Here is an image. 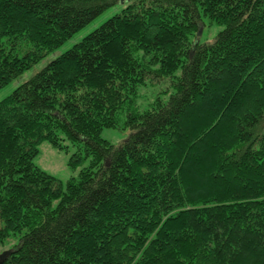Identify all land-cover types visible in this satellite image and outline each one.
I'll list each match as a JSON object with an SVG mask.
<instances>
[{
	"label": "trees",
	"instance_id": "trees-1",
	"mask_svg": "<svg viewBox=\"0 0 264 264\" xmlns=\"http://www.w3.org/2000/svg\"><path fill=\"white\" fill-rule=\"evenodd\" d=\"M119 1L0 0V90ZM45 141L88 164L63 184L34 164ZM12 237L1 264H264V0H134L0 100Z\"/></svg>",
	"mask_w": 264,
	"mask_h": 264
},
{
	"label": "rangeland",
	"instance_id": "rangeland-1",
	"mask_svg": "<svg viewBox=\"0 0 264 264\" xmlns=\"http://www.w3.org/2000/svg\"><path fill=\"white\" fill-rule=\"evenodd\" d=\"M134 0H123L119 1L116 5L111 6L105 10L99 17H97L93 22L88 24L85 28L81 29L79 32L74 34L69 40H67L61 47H59L54 53L49 54L38 64L34 65L30 70L26 71L23 75L13 80L9 85L0 90V100L12 93V91L18 87L20 84L28 81L34 75H36L45 65L58 55L64 53L70 49L73 45L82 40L89 33L94 31L105 21L111 18L113 15L119 13L127 4L133 2ZM221 28L217 26H209L202 28L200 32L201 41H212L214 36ZM170 92L169 84L161 82L160 84H149L141 87L138 92L137 108L140 111L147 110L156 98L161 100H166ZM128 135L127 129H104L101 133V138L109 141L112 144H117L123 140ZM38 155L34 159V164L44 171L45 173L53 176L54 178L61 181L63 184L72 177H77L82 167H85L88 162L85 161L83 166H79L75 169L69 167V159L75 152V149L67 143V148L58 150L52 147L48 142H42L38 146ZM190 168V167H189ZM211 173L200 171V169L195 172L192 179L193 185L198 186L200 189H208L216 181L214 179H209ZM16 243V238H10L8 244L0 247V253L4 250L10 249L12 245Z\"/></svg>",
	"mask_w": 264,
	"mask_h": 264
},
{
	"label": "water",
	"instance_id": "water-1",
	"mask_svg": "<svg viewBox=\"0 0 264 264\" xmlns=\"http://www.w3.org/2000/svg\"><path fill=\"white\" fill-rule=\"evenodd\" d=\"M10 251H4L0 254V264L3 262L5 257L9 254Z\"/></svg>",
	"mask_w": 264,
	"mask_h": 264
}]
</instances>
